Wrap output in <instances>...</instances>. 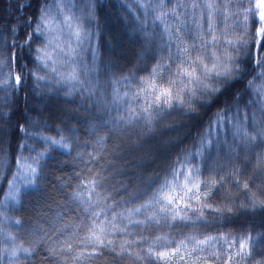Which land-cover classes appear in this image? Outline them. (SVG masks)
Instances as JSON below:
<instances>
[{"label":"trees","instance_id":"16d2710c","mask_svg":"<svg viewBox=\"0 0 264 264\" xmlns=\"http://www.w3.org/2000/svg\"><path fill=\"white\" fill-rule=\"evenodd\" d=\"M30 2L32 7L21 12L17 11V0H0V130L6 133V167L0 170V200L17 161L24 159L36 168L29 178L32 183L21 184L5 219L0 220L16 250L14 260L0 253V264H147L146 260L134 259V254L141 250L136 243L129 248L133 257H90L85 253L81 259H75L84 249V225L91 223L85 185L93 177L102 180L109 194V200L99 207L106 211L114 208L117 213L148 202L159 187L157 184L149 192L148 184L163 181L175 167L198 168L202 189L205 181L211 187L215 180L208 196L212 206L240 199L242 189L238 194L233 181L239 180L241 185L245 181H264L255 172L253 159L255 154L264 152L258 146L260 138L245 147L239 136H233L237 121L250 136L255 135V129L264 127V116L253 103L256 99L264 102V91H257L264 89V75L256 78L251 69L212 104L199 110L195 118L170 110L171 117L163 123L155 121L158 126L141 135L145 125L137 118L144 115L141 110L145 104L142 97L133 95L138 91L137 84L159 66L171 64L168 56L175 54V36L182 35L175 33L176 22L167 0L163 11L168 15L160 20H154L161 15L159 9L147 8L146 14L145 10H133L129 14L121 7L128 0ZM44 6L50 11L45 23L66 28L58 31L65 40L60 49L68 54L65 56L59 49L53 59L56 63L46 61L50 65L46 71L38 70L40 60L35 50L40 49L41 54L53 51L50 47L56 46V39L53 31L44 29L41 34L42 30L36 28L39 10ZM244 7H248V0H244ZM65 17H71L72 29L79 26L82 36L88 34L83 43L70 38L72 29L62 22ZM25 22L31 27L24 29ZM26 35L34 40L31 50L17 46L25 45ZM229 38L237 40L240 33ZM184 39L187 44V38ZM170 43L171 49L167 47ZM52 67L57 69L55 73L51 72ZM72 72L80 77L78 85L67 79ZM30 73L43 79L36 81ZM16 76L24 77L19 85L14 84ZM129 117L133 118L131 124L127 123ZM137 193L143 199L129 203L128 194ZM74 195L79 199H74ZM92 203H96L95 198ZM192 203L193 207H202L194 200ZM204 211L210 222L208 227L145 228L141 233L133 231L123 239H114L123 243L147 236L143 243L147 247L156 235L213 236L217 240L210 250L214 248L219 258L211 257V264H257L259 256L264 255V212L238 210L226 214L230 219L214 221L215 213L209 215V208ZM189 214L195 217L194 213ZM116 223L119 225L120 221ZM249 236L252 239L247 251L251 256L226 260V256L239 251L233 241Z\"/></svg>","mask_w":264,"mask_h":264},{"label":"snow or ice","instance_id":"6c2138e0","mask_svg":"<svg viewBox=\"0 0 264 264\" xmlns=\"http://www.w3.org/2000/svg\"><path fill=\"white\" fill-rule=\"evenodd\" d=\"M68 2L71 3V0ZM17 3L20 5L17 11L22 12L23 8L32 7L30 0H17ZM167 5L172 8L171 15L176 22L175 33L182 35L175 36L178 41L175 44V54L168 56L171 64L159 66L150 73L148 78L137 84L138 91L133 95L138 99L142 97L145 104L141 110L144 115L137 118L145 125L141 135L151 133L158 126L154 123L155 121L163 123L166 118L171 117L173 113L170 110H177L181 116L187 118H195L199 110L208 107L227 92L234 81L247 74L248 69L256 72V78L264 75V0H248V7H244V0H167ZM121 7L129 14L133 10H145L146 14L147 8H152L153 11L159 9L161 15L155 16L154 20H160L164 15H168L163 11L164 0H155L154 3L153 0H147V3L142 0H128V3H122ZM49 15L48 7L40 8L36 28L42 30L41 34L44 29L54 31L45 23ZM233 17L236 19L233 20ZM20 19L22 20L23 17L21 16ZM70 21L71 17H65L62 22L72 29ZM22 27L27 29L31 27V24L25 22ZM229 28L232 29L231 32L228 31ZM237 32L240 33L239 39L229 38ZM32 36H35V30ZM72 37L78 43H83L88 38V34L85 33L82 36L77 26L70 33V38ZM24 40L25 45L17 46L31 50V44L34 42L32 37L26 35ZM167 47L171 49L172 44L170 43ZM35 51L40 60L38 70L49 69L50 65L44 62L45 60L56 63L47 51L42 54L40 49ZM60 51L63 53V49ZM21 71L23 72V68ZM56 71L55 67L51 68L52 73ZM29 75L35 76L36 81L43 79L35 73ZM23 79V76H16L14 84H21ZM67 79L74 85L80 83V77L75 72L70 73ZM87 90L91 92L90 88ZM257 91H264V89H257ZM253 103L261 116H264V102L256 99ZM165 113L166 116L163 115ZM2 118L0 116V119ZM219 118L218 114L217 119ZM252 119L255 122L256 116L253 115ZM132 121L133 118L129 117L127 123L131 124ZM243 127V124L237 121L234 138L239 136L247 147L259 137L261 142L258 146L264 148V127L255 129V135L251 136L243 131ZM5 135L6 133L0 130V157H4L0 159V170L6 167L3 139ZM52 143L55 144L56 141ZM253 159L255 172L259 177H264V152L255 154ZM187 163L185 159L184 164ZM17 164L19 166L17 174L25 179L26 184H31L32 180L28 179L27 175L29 173L34 175L35 169L27 162L17 161ZM15 181L14 176L10 183V188L13 190H15ZM215 183V180H212L210 187L209 182L205 181L202 189L198 168L175 167L169 171L163 181L157 180L148 184L149 192L157 184L159 185L157 190L152 192L148 202L117 213L114 208L106 211L105 208L99 207L102 202L109 200V194L99 177L91 178L85 185L89 193L91 223L84 225L85 233L81 240L84 249L75 259H81L85 253L90 257H101L106 254L114 258L133 257V252L129 251V248L136 243L141 250L134 254V259L146 260L147 264H179V261L189 264V260L191 264H200L201 260L203 264H211V257L219 258L214 248L210 250V246L217 240L213 236L156 235L147 247H143V243L148 239L147 236H141L140 241L125 240L123 243H117L114 238L123 239L124 236L131 235L133 231L141 233L145 228L168 227L183 230L186 227H208L210 222L205 219L204 208L210 209L209 215L215 213L212 216L214 221L230 219L226 214L235 213L238 210L251 209L255 212L260 209L264 212V181L260 183L253 181L251 184L245 181L242 185L239 180L233 181L238 194L242 189L243 194L240 199L230 200L220 206H212L208 196ZM221 187H223L222 184ZM128 195L129 203L132 204L137 203L138 199H143V196H139L138 193ZM73 198L79 199V196L74 195ZM94 198L96 203H92ZM225 199H228L227 196ZM193 200L202 207H193ZM153 205H159V207L154 208ZM149 212L151 214H148ZM190 212L194 213L195 217L191 216ZM117 221H120L119 225ZM53 230H55L54 227ZM251 239L249 236L234 240L233 246L238 247L239 251L232 256H226V260L251 256V253L247 251ZM257 264H264V255L259 256Z\"/></svg>","mask_w":264,"mask_h":264},{"label":"rangeland","instance_id":"374dc122","mask_svg":"<svg viewBox=\"0 0 264 264\" xmlns=\"http://www.w3.org/2000/svg\"><path fill=\"white\" fill-rule=\"evenodd\" d=\"M48 28L54 29L53 33V37L56 39L53 41V43L56 46H51L50 48H53V51L48 52L52 58L54 59V55H57V53L59 52V49L61 46V44H65V40L63 39L62 33H60L58 31V29H66L64 25L61 26H52V24L48 23ZM69 29V28H68ZM47 60H45L44 62H46ZM21 161V160H20ZM21 162H26V160L23 159V161ZM28 164H31L32 167L35 169V166L32 163L27 162ZM18 165L14 171V174H12L11 179L8 183L7 188L4 191L3 196L1 197L0 200V220H4L5 219V215L6 212L8 210V207L10 205V203H12L15 199L16 194L19 192L20 188H21V184H26L25 183V179L21 178L17 173H18ZM16 177V181H15V190H13V188H10V183L12 182L13 177ZM31 176L30 173L27 175V178L29 179ZM0 236L2 238V240L0 241V253L4 256V255H8L9 258H12V260L15 259V255H16V250L15 247L13 246V239L10 237H8L7 233H5V231L3 230V227L0 226Z\"/></svg>","mask_w":264,"mask_h":264}]
</instances>
